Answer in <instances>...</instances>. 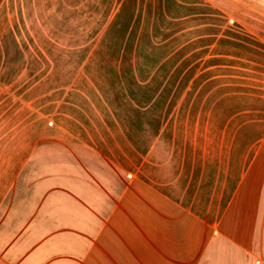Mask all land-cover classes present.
I'll return each mask as SVG.
<instances>
[{
  "label": "crops",
  "instance_id": "obj_1",
  "mask_svg": "<svg viewBox=\"0 0 264 264\" xmlns=\"http://www.w3.org/2000/svg\"><path fill=\"white\" fill-rule=\"evenodd\" d=\"M16 1L0 0V264H264V48L207 0L151 11L231 47L199 57L91 36V0Z\"/></svg>",
  "mask_w": 264,
  "mask_h": 264
},
{
  "label": "rangeland",
  "instance_id": "obj_2",
  "mask_svg": "<svg viewBox=\"0 0 264 264\" xmlns=\"http://www.w3.org/2000/svg\"><path fill=\"white\" fill-rule=\"evenodd\" d=\"M22 1L23 0H20L18 2L17 0L15 5L21 4ZM114 1L115 0H91V36H100L102 33L103 35L107 33L106 35L113 37H131V40L132 38L139 37L141 39V50L139 52L141 53H155V49H159L160 47L158 52L161 54L191 53V55H198L197 57H199L200 55L205 56L208 54L222 53L223 51L231 49L229 46L216 48V45L210 43L214 42L215 33H217L216 31H212L211 28L207 31H192V29L186 27L184 33L183 25H175L171 28L167 27V25L165 27L161 26L160 28L154 27L153 21L155 17H157V15L151 13L152 6L155 3L154 0H117L123 2L121 12H119L122 14L104 12L110 8L116 9L115 4L117 1ZM207 1L214 6L220 7L225 13L224 21L234 26V29H236L240 38L243 39L245 43H256L255 45L257 47L264 48V0ZM165 3H167V0H165ZM178 7H182V4ZM137 10L142 11V13H137ZM198 20L199 19L193 20V26L191 27L198 25L200 23ZM173 23H182V21L173 20ZM109 24H112L116 31L108 29ZM188 36L193 39L204 37L203 39L206 38V40L204 42L192 41L186 43ZM157 41L161 46L155 45ZM248 48L253 50V47ZM240 52L242 54H254L242 47L240 48ZM199 59H192L193 65H197L193 66V68H199V62H195ZM203 63L206 64L205 61ZM245 64L249 66V64ZM211 65H213V61L208 62V66ZM249 68L258 69L259 67L252 65Z\"/></svg>",
  "mask_w": 264,
  "mask_h": 264
}]
</instances>
